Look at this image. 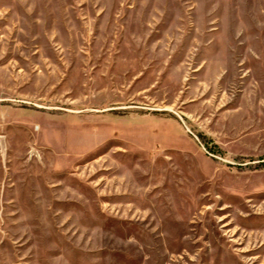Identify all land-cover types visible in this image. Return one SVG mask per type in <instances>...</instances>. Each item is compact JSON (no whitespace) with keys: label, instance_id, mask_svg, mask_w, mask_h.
Returning a JSON list of instances; mask_svg holds the SVG:
<instances>
[{"label":"rangeland","instance_id":"rangeland-1","mask_svg":"<svg viewBox=\"0 0 264 264\" xmlns=\"http://www.w3.org/2000/svg\"><path fill=\"white\" fill-rule=\"evenodd\" d=\"M0 264H264V0H0Z\"/></svg>","mask_w":264,"mask_h":264}]
</instances>
